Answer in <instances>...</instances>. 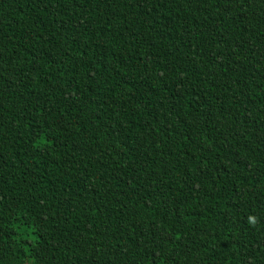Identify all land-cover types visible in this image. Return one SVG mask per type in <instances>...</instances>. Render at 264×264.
Listing matches in <instances>:
<instances>
[{"label":"trees","instance_id":"obj_1","mask_svg":"<svg viewBox=\"0 0 264 264\" xmlns=\"http://www.w3.org/2000/svg\"><path fill=\"white\" fill-rule=\"evenodd\" d=\"M0 264H264V0H0Z\"/></svg>","mask_w":264,"mask_h":264},{"label":"rangeland","instance_id":"obj_2","mask_svg":"<svg viewBox=\"0 0 264 264\" xmlns=\"http://www.w3.org/2000/svg\"><path fill=\"white\" fill-rule=\"evenodd\" d=\"M24 238L32 241L33 240V235L31 234V231H27L25 234H24Z\"/></svg>","mask_w":264,"mask_h":264},{"label":"clouds","instance_id":"obj_3","mask_svg":"<svg viewBox=\"0 0 264 264\" xmlns=\"http://www.w3.org/2000/svg\"><path fill=\"white\" fill-rule=\"evenodd\" d=\"M248 222L250 223V224H255L256 223V219H255V217H253V216H249L248 217Z\"/></svg>","mask_w":264,"mask_h":264}]
</instances>
